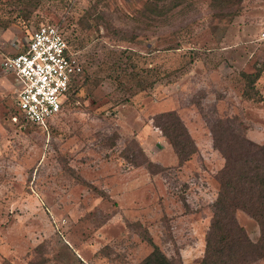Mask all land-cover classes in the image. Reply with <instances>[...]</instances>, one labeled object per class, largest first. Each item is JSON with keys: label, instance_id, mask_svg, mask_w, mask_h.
I'll return each instance as SVG.
<instances>
[{"label": "rangeland", "instance_id": "374dc122", "mask_svg": "<svg viewBox=\"0 0 264 264\" xmlns=\"http://www.w3.org/2000/svg\"><path fill=\"white\" fill-rule=\"evenodd\" d=\"M39 23L82 74L40 126L0 68V264H140L147 238L199 264L224 163L211 130L264 143V0H0V62ZM169 110L195 146L181 163L152 120Z\"/></svg>", "mask_w": 264, "mask_h": 264}, {"label": "trees", "instance_id": "16d2710c", "mask_svg": "<svg viewBox=\"0 0 264 264\" xmlns=\"http://www.w3.org/2000/svg\"><path fill=\"white\" fill-rule=\"evenodd\" d=\"M152 120L179 163L194 153L193 141L174 111L157 113ZM217 126L211 130L212 145L224 163L216 175L218 190L199 264H248L264 256V143H253L240 132L226 134L221 126L217 131ZM235 210H241L256 222L257 242H251L243 227L236 223ZM147 241L151 250L140 264H172L149 238Z\"/></svg>", "mask_w": 264, "mask_h": 264}, {"label": "built area", "instance_id": "2783aa9c", "mask_svg": "<svg viewBox=\"0 0 264 264\" xmlns=\"http://www.w3.org/2000/svg\"><path fill=\"white\" fill-rule=\"evenodd\" d=\"M258 39L264 42V30ZM0 68L13 76L14 103L20 116L40 126L60 112L82 74L76 53L51 23H39L33 28L23 49L5 56Z\"/></svg>", "mask_w": 264, "mask_h": 264}]
</instances>
